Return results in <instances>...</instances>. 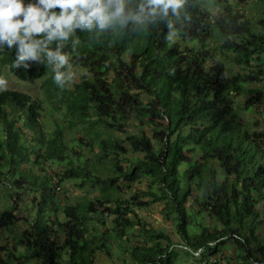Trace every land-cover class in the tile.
Returning <instances> with one entry per match:
<instances>
[{
	"label": "trees",
	"instance_id": "trees-1",
	"mask_svg": "<svg viewBox=\"0 0 264 264\" xmlns=\"http://www.w3.org/2000/svg\"><path fill=\"white\" fill-rule=\"evenodd\" d=\"M212 6L188 0L171 42L162 24L77 31L63 49L68 70H84L71 86L46 62L14 68L15 50H0V72L40 82V97L0 91L10 201L0 230L26 227L0 247V264H96L114 252L119 264H220L227 243L235 264H264V132L238 118L264 105V0ZM69 182L83 191L74 201ZM149 204L179 242L139 218Z\"/></svg>",
	"mask_w": 264,
	"mask_h": 264
},
{
	"label": "clouds",
	"instance_id": "clouds-1",
	"mask_svg": "<svg viewBox=\"0 0 264 264\" xmlns=\"http://www.w3.org/2000/svg\"><path fill=\"white\" fill-rule=\"evenodd\" d=\"M187 6L188 0H0V50H15L14 68L46 62L63 86L72 79L63 49L79 42L77 31L140 33L162 24L171 42L190 20ZM4 85L0 80V90Z\"/></svg>",
	"mask_w": 264,
	"mask_h": 264
},
{
	"label": "rangeland",
	"instance_id": "rangeland-1",
	"mask_svg": "<svg viewBox=\"0 0 264 264\" xmlns=\"http://www.w3.org/2000/svg\"><path fill=\"white\" fill-rule=\"evenodd\" d=\"M203 2L207 3L208 10L215 14L216 13V7L212 6L214 3V0H202ZM231 3L235 6V9L238 10H245L247 9V6L249 3H251V0H244L241 2V0H230ZM230 65V64H229ZM228 67V66H227ZM231 72H238V67H228ZM72 73V79L68 82H66L69 86L76 82L78 80V77L84 73V70H80L78 68H71L69 70ZM0 80L5 81V85L2 90H13L18 91L21 93L28 94L32 97H40V89L39 84L40 82L37 80L35 82L29 83V82H20L18 81L11 73H9L8 69L4 68L2 72H0ZM240 102L241 100H237ZM238 118L241 119L243 122H249L253 125V129L264 132V105H257L252 109L250 112H240L238 114ZM50 173L58 172L61 169L57 168L55 166L50 167L49 169ZM66 190V196L69 197L72 201L76 200L83 191L78 190L72 182L67 183V185L64 187ZM146 190V183L143 181L141 183H138L135 185V187L128 193L124 194L125 199H130L131 195L137 194L138 191ZM61 196H63L61 194ZM141 202H148L147 198H140ZM9 200L6 198L4 194V190L0 188V211L7 209L9 207ZM161 206L158 204H149L147 208L143 210L136 209V214L141 218L147 225L155 228L156 230H159L169 236V238L175 242H179V238L176 234L175 227L172 223L166 222L161 214H160ZM206 223H209L206 221ZM26 227L23 226L20 223H17L14 228L8 230V229H2L0 230V247L4 246H10L12 244L11 237H17L20 235V233L25 229ZM137 235V232H135ZM133 242L140 243V238H133ZM116 252L111 253L109 256L105 255H99L96 258V264H119V261L116 257ZM235 254L234 247L227 243L225 244L221 249V256L224 259L225 262L229 264H235L233 257ZM224 262V263H225ZM223 263V262H222ZM65 264V263H63Z\"/></svg>",
	"mask_w": 264,
	"mask_h": 264
},
{
	"label": "built area",
	"instance_id": "built-area-1",
	"mask_svg": "<svg viewBox=\"0 0 264 264\" xmlns=\"http://www.w3.org/2000/svg\"><path fill=\"white\" fill-rule=\"evenodd\" d=\"M220 264H226V263L223 262V263H220Z\"/></svg>",
	"mask_w": 264,
	"mask_h": 264
}]
</instances>
